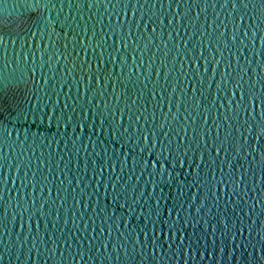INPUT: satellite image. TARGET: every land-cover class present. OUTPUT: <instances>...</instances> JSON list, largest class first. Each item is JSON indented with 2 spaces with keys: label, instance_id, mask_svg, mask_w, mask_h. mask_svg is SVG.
I'll use <instances>...</instances> for the list:
<instances>
[{
  "label": "water",
  "instance_id": "obj_1",
  "mask_svg": "<svg viewBox=\"0 0 264 264\" xmlns=\"http://www.w3.org/2000/svg\"><path fill=\"white\" fill-rule=\"evenodd\" d=\"M0 264H264V0H0Z\"/></svg>",
  "mask_w": 264,
  "mask_h": 264
}]
</instances>
